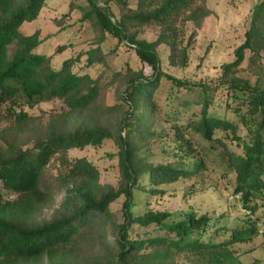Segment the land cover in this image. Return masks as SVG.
<instances>
[{
  "label": "trees",
  "instance_id": "1",
  "mask_svg": "<svg viewBox=\"0 0 264 264\" xmlns=\"http://www.w3.org/2000/svg\"><path fill=\"white\" fill-rule=\"evenodd\" d=\"M88 1L82 18L90 19L102 32L134 44L141 60V67L127 76L122 92L125 105L118 116L113 113L120 105L102 100L105 84L101 76L73 70L80 54L66 57L56 68L52 54L38 49L45 39L40 30L26 33L21 29L24 21L40 15L46 0H0V112L5 106L8 118L32 136L23 142L7 139L6 145L0 143V264H33L45 255L48 264H244L233 245L263 232L256 220L214 226L208 210L154 209L147 204L149 199L142 207L135 192L141 189L145 173L148 196L162 193V183L200 173L220 140V162L235 174L234 192L241 194L243 206L249 212L264 206V0L253 7L246 38L236 47L235 58L223 63L215 86L172 75L163 69L157 49L161 43L168 44L169 62L186 65L197 28L212 11L207 0H137L135 6L129 0H117L118 16L111 0L104 4ZM71 6L66 13L72 12ZM190 21L193 28L187 37ZM147 25L161 28L153 40L131 30ZM247 50L258 67L254 82L238 73ZM87 52L89 64L106 58L100 45ZM164 77L179 98L174 112H183L180 106L198 104L200 108L186 121H174V154L179 162L155 164L143 150L159 134L154 91ZM184 87L189 95L180 93ZM218 88L226 94L222 100L216 99ZM52 98H62L65 109L35 127L23 106ZM16 106L22 108L18 111ZM240 123L248 130L246 136L238 132ZM228 137L236 139L242 151L224 145ZM107 138L118 146V185L102 184L98 167L87 157L73 161L65 157L72 147L98 146ZM201 140L208 145H202L198 155L195 148ZM26 142L32 143L23 147ZM57 154L62 157L57 178L66 186L63 210L50 219L37 218L35 213L47 200L41 181ZM122 195L124 219L118 222L110 204ZM95 225L105 234L113 233L114 245L82 262L77 250L79 236ZM151 225L160 231L134 233ZM226 230L231 231L229 235Z\"/></svg>",
  "mask_w": 264,
  "mask_h": 264
},
{
  "label": "rangeland",
  "instance_id": "2",
  "mask_svg": "<svg viewBox=\"0 0 264 264\" xmlns=\"http://www.w3.org/2000/svg\"><path fill=\"white\" fill-rule=\"evenodd\" d=\"M136 1L129 0V3L135 6ZM258 1L260 0H207L212 11L205 17L202 25L197 28L194 42L189 50L188 63L184 66L171 64L168 58L170 46L161 43L157 49L163 69L188 82L218 85L223 63L235 58L236 47L246 38V30L251 23L252 10ZM99 2L104 4V0H99ZM88 3V0H46L40 15L35 19L24 21L21 29L26 33H31L36 29L40 30V35L45 39L38 49L52 54V65L56 68L61 66L66 57L80 54L79 59L73 64V70L88 72L94 77L101 76L102 82L105 84L101 93L102 100L110 105L119 104L120 107L113 113L114 116H118L125 105L122 92L127 76L131 70L141 67V60L134 44L126 39H119L109 31L102 32L100 28L94 26L90 19L82 18L83 8ZM110 3L118 16V1L111 0ZM69 6L74 9L71 13H66ZM192 28L193 22L190 21L186 27L187 37ZM160 29L158 25L131 28L132 31L138 32L139 37L149 40L155 39ZM61 45L65 46L63 50L59 49ZM98 45L102 48V53L106 55V58L104 61L89 64L87 51ZM250 55L251 51L247 50L246 58L238 73L254 82L258 67L251 62ZM262 61L264 62V58ZM222 89L218 88L216 92L217 100L226 97ZM186 90L187 88L180 93L189 95ZM154 98L158 103L156 128L159 134L149 141V147L144 148L143 155L147 157L148 161L155 164L168 161L179 162V157L174 154V147L177 144L174 136L176 127L174 121L175 119L186 121L192 112L199 111L200 107L198 104H194L190 108L180 106L184 111L174 112V107L179 105V98L176 97L175 89H169V81L165 77L162 78L160 85L154 91ZM229 100L231 101L232 98ZM23 107L31 117L30 123L32 122L36 127L39 123H48L51 114L64 110L66 105L62 98H52L33 106L26 104ZM16 108L19 111L22 106H16ZM7 114L4 106L0 112V143L6 145L7 139L18 143L25 141L29 136L32 137L30 132H24L21 127L17 126L16 121L8 118ZM238 132L245 136L248 134L247 128L242 123H240ZM217 135L222 134L218 133ZM225 139L224 145H227L229 149L242 151V148L237 145L236 139L231 137ZM30 143L32 142H26L23 147H27ZM202 145H208V142L201 140L196 145V154L201 153ZM222 146V142L218 140L216 148L209 154L207 166L203 171L194 176L181 177L172 182L162 183L160 185L164 189L162 193L148 196L144 190L149 187L148 174H143L140 181L141 189L136 190L135 197L142 199V207L149 199L147 204L154 209L194 208L198 211L208 210L215 221L214 226L225 224L232 227L243 221L247 223L248 219L256 220L263 232L253 239L235 243L233 246L244 264H264V206L259 207L256 212H249L243 206L241 194L234 192L235 174L226 171L223 163L220 162ZM117 152L116 142L107 138L98 146L89 144L83 148L72 147L67 150L65 157L70 161L82 156L87 157L98 167L99 181L102 184L118 185L120 168ZM61 159L60 154L55 155L44 172L41 187L46 191L47 200L35 213L37 218L50 219L63 210L62 201L65 197L66 186L60 184L57 178L61 168ZM124 201L125 196L122 195L110 204V209L118 222L124 219ZM146 230H151L152 233L160 231L151 225L139 228L134 233L146 235ZM225 232L226 235H229L231 231L226 230ZM221 236L218 235L220 238ZM113 245L112 232L105 234L96 225L88 227L79 236L77 246L79 258L83 262L87 258L94 257L98 251L105 253L108 249L107 246ZM48 260V256L45 255L33 264H48ZM99 262L104 261L99 258Z\"/></svg>",
  "mask_w": 264,
  "mask_h": 264
}]
</instances>
